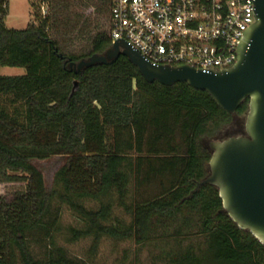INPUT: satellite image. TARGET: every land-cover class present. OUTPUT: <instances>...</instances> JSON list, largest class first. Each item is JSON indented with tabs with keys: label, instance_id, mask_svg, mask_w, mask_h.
Listing matches in <instances>:
<instances>
[{
	"label": "trees",
	"instance_id": "trees-1",
	"mask_svg": "<svg viewBox=\"0 0 264 264\" xmlns=\"http://www.w3.org/2000/svg\"><path fill=\"white\" fill-rule=\"evenodd\" d=\"M44 1L47 14L33 4L32 23L16 31L0 0V70H26L0 76V264H86L57 243L64 209L83 225L68 241L92 239V255L109 239L153 249L149 264H264V246L226 214L218 190L194 193L210 172L205 143L246 117L249 100L230 115L186 84H148L125 57L75 74L70 62L104 54L109 33L89 54L65 55ZM55 157L66 162L47 189L33 162Z\"/></svg>",
	"mask_w": 264,
	"mask_h": 264
},
{
	"label": "water",
	"instance_id": "water-1",
	"mask_svg": "<svg viewBox=\"0 0 264 264\" xmlns=\"http://www.w3.org/2000/svg\"><path fill=\"white\" fill-rule=\"evenodd\" d=\"M255 23L243 33L234 67L221 72L199 71L188 66L170 67L149 63L139 51L118 39L104 54H94L69 67L79 74L94 66H111L125 57L148 83L162 87L186 84L207 93L218 107L235 115L246 100L245 135L209 142L212 153L209 175L197 184L194 193L215 187L223 209L242 230L264 246V0H253ZM64 59L63 55H59ZM77 83L74 84L75 92Z\"/></svg>",
	"mask_w": 264,
	"mask_h": 264
},
{
	"label": "built area",
	"instance_id": "built-area-1",
	"mask_svg": "<svg viewBox=\"0 0 264 264\" xmlns=\"http://www.w3.org/2000/svg\"><path fill=\"white\" fill-rule=\"evenodd\" d=\"M253 7V0H112L109 37L112 45L128 42L154 65L226 71L256 21Z\"/></svg>",
	"mask_w": 264,
	"mask_h": 264
},
{
	"label": "rangeland",
	"instance_id": "rangeland-1",
	"mask_svg": "<svg viewBox=\"0 0 264 264\" xmlns=\"http://www.w3.org/2000/svg\"><path fill=\"white\" fill-rule=\"evenodd\" d=\"M33 4L42 6L43 13L48 12L49 5L43 0H7L8 15L5 19V27L8 30H26L32 23ZM53 4V12L57 14L59 21L50 34L59 43V47L65 55H87L92 49L91 39L97 33H109L111 5L107 0H53ZM25 75L26 70L22 68H2L0 70L1 77H22ZM245 123L246 117L235 116L231 125L225 127L221 137L217 138L218 141L233 136H243ZM208 144L209 141L205 143V146L208 147ZM65 162L64 157L33 162L43 175L47 189L52 187L56 173L65 165ZM61 223L63 229L56 236L57 243L67 250L71 258L83 260L86 264H149L151 254L155 253L153 249H141L131 242L115 243L112 240L103 239L98 253L92 255L90 252L93 245L92 239H84L76 243L68 241L70 228L83 229V225L69 210L64 209ZM39 252L40 250L37 249V253Z\"/></svg>",
	"mask_w": 264,
	"mask_h": 264
},
{
	"label": "flooded vegetation",
	"instance_id": "flooded-vegetation-1",
	"mask_svg": "<svg viewBox=\"0 0 264 264\" xmlns=\"http://www.w3.org/2000/svg\"><path fill=\"white\" fill-rule=\"evenodd\" d=\"M243 135H245V132H244V134Z\"/></svg>",
	"mask_w": 264,
	"mask_h": 264
}]
</instances>
